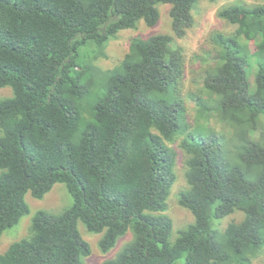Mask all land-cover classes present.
Instances as JSON below:
<instances>
[{"label": "trees", "instance_id": "trees-1", "mask_svg": "<svg viewBox=\"0 0 264 264\" xmlns=\"http://www.w3.org/2000/svg\"><path fill=\"white\" fill-rule=\"evenodd\" d=\"M201 1L216 0H0V89L11 91L0 96V234L28 213L27 192L61 182L72 197L58 214L37 211L0 264H83L77 221L103 232L104 252L132 231L104 264H246L264 245V4L217 11L235 30L211 36L198 92L182 96L175 41ZM163 4L169 33L132 37L107 70L94 63L118 31L153 27ZM176 143L193 223L170 242ZM235 211L240 221L213 229Z\"/></svg>", "mask_w": 264, "mask_h": 264}, {"label": "rangeland", "instance_id": "rangeland-1", "mask_svg": "<svg viewBox=\"0 0 264 264\" xmlns=\"http://www.w3.org/2000/svg\"><path fill=\"white\" fill-rule=\"evenodd\" d=\"M240 2L247 5L264 4V0H216L214 2L201 1L193 12V24L187 29L182 38L176 39V44L183 49L185 74L181 83L180 92L185 96L187 92H198L202 68L196 57L209 60L213 52V43L211 36L219 33L223 35H231L235 30V25L221 19L217 16V11L230 4ZM168 5H160L159 20L151 28L146 27L143 22H139L135 29H123L110 38L103 48V55L94 63L104 70L116 65L123 55L127 52L129 42L136 35H149L154 33H169L170 18L168 14ZM249 49L254 50L253 43H249ZM87 50V49H86ZM92 50V49H91ZM85 52H88L85 51ZM87 55V54H85ZM90 55V53H89ZM209 55V56H208ZM254 68L249 74V81L252 82ZM11 91L8 88L0 89V96H10ZM194 118V110L189 107L188 120L191 124ZM219 127V124L217 125ZM177 151L176 164L174 166L175 178L171 187L169 196L166 199V210L163 212L172 221V227L169 235L170 242H173L179 231L186 229L193 223V216L186 208L178 203V193L186 187L184 180V157L183 153L178 149L177 143L172 144ZM24 199L28 205V213L24 214L16 225L5 230L0 234V252L7 249L8 245L25 237L28 233L29 225L33 215L39 211H47L52 214H58L72 205V197L67 191L65 185L61 182H55L51 188L41 197L35 198L26 193ZM243 213L235 211L219 219H213L211 224L214 230H223L227 223L231 221H240ZM77 229L82 238L88 242L90 253L82 257L83 264H104L108 258H113L133 237L132 231L128 229L124 235L120 236L115 244L107 251H102L99 247V240L103 232H89L81 221H77ZM246 264H264V245H262L252 256L249 257Z\"/></svg>", "mask_w": 264, "mask_h": 264}]
</instances>
